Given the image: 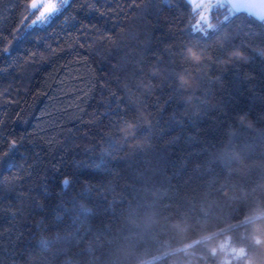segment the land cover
Segmentation results:
<instances>
[{"label":"trees","instance_id":"obj_1","mask_svg":"<svg viewBox=\"0 0 264 264\" xmlns=\"http://www.w3.org/2000/svg\"><path fill=\"white\" fill-rule=\"evenodd\" d=\"M31 1L0 0V147L7 151L8 140L23 138L28 153L27 160L17 157L25 168L15 171L24 179L5 171L11 183L0 185V195L5 207H19L17 192L29 197L15 226L0 216L4 264H264V58L253 51L264 50V28L219 3L206 11L221 31L204 40L189 32L204 11L186 7L185 0H69L50 25L25 33L23 18L35 17ZM225 37L236 46L228 55L243 58L235 66L234 59L216 58ZM197 41L211 47L197 48ZM181 51L187 52L183 58ZM205 57L213 62L205 64ZM114 96L129 112L135 102L150 127L137 133L134 119L112 127L122 115ZM109 111L112 116L105 115ZM116 131L137 138L124 144L115 136L124 145L108 161L115 175L75 167L74 160L89 159L88 149L107 147L102 133ZM225 150L239 160L218 159ZM35 152L44 163L28 178ZM49 163L60 164L59 173ZM45 174L50 198L39 193ZM62 177L73 179V192L83 180L113 181L122 199L111 212L103 210L112 196L89 202L99 212L88 218L94 232H103L99 242L90 235L79 245L44 251L41 236L75 230L68 216L54 223ZM37 195L45 211L35 207ZM250 216L256 217L250 226L231 228ZM41 219L47 230L37 229ZM240 248L248 254L244 260L230 255Z\"/></svg>","mask_w":264,"mask_h":264},{"label":"snow or ice","instance_id":"obj_2","mask_svg":"<svg viewBox=\"0 0 264 264\" xmlns=\"http://www.w3.org/2000/svg\"><path fill=\"white\" fill-rule=\"evenodd\" d=\"M165 3H168L169 0H164ZM186 7H193L191 5L190 0H185ZM69 0H60L59 3H45L44 0H40L39 3L33 2L29 3L27 7L30 9V14H34V19H29V17H24L23 21L21 23V27L25 31V33L29 32L30 30L36 29V28H42L50 25L54 19L59 16L63 10L68 6ZM194 7L199 10L201 8H205L206 10H218L222 7L221 4H208L205 5L203 3L196 4ZM232 9L235 10L233 15L238 14H245L247 15L248 19L258 23L262 28H264V0H258V3L255 2H238V3H232L230 5ZM96 11H99V9H93ZM241 10H243V13H241ZM233 15H230L225 18V20L222 22L224 24H227L230 19L233 18ZM221 29L216 28L209 22V17L205 16L203 14L200 15L199 23L191 26L189 29L190 35L196 36L197 34L200 35V37L204 40H209L212 37L209 36V32L212 33L213 36H216L219 34ZM13 35L16 36V33L13 32ZM26 36H17L16 39L18 41L25 39ZM4 38L0 37V43H3ZM227 45V46H225ZM195 46L197 48L206 49L208 47H211L210 45H204L200 44L198 41L195 42ZM188 45L185 44L184 48L187 49ZM244 47H247L246 45ZM235 49L236 46L233 44L232 40L230 38L225 37V43L220 45L219 51L217 52V60H221L225 57L228 59H234L235 63H233V66L235 64L241 63L243 58L240 56L231 57L228 55V49ZM3 54L8 55L10 52V49L8 47L3 48ZM254 54L259 55L260 57L264 58V50H260L256 52L255 50ZM187 55L186 51H181L180 56L183 58ZM210 58L205 57L204 63H211ZM202 66V65H201ZM4 71V69H0V72ZM201 80H203V77H200ZM184 84H180V89H185ZM194 91V90H193ZM114 102L116 105V112L122 113L120 115L119 119H114L111 122L112 127H117L120 124L128 123L130 119L135 120L136 124V132L137 133H143L144 129L146 127H150L145 124V120L142 116L138 114L139 108L135 104V102L130 103V109L131 112H129L128 109H125L121 106L120 98L114 96ZM125 103H128L127 97L125 98ZM111 108V105H109ZM135 114V115H133ZM106 116H112L113 112L109 111L105 113ZM237 123L241 128H243L244 121L243 120H237ZM102 135L105 136L104 143L107 144V147H103L101 145L100 150L98 153H96L95 149H88V155L89 159L83 160V161H76L74 160L72 163L75 165L76 168L80 170H89V171H96L101 173H108L115 175L113 173V170L108 166V161L112 158H114V153L118 150V148H122L124 145H117L115 136H123L124 138V144H127L131 139L137 138V136H131L128 134L121 133L119 131H116L115 134L113 132H109L107 134L102 133ZM229 136L236 137L237 133L230 132ZM229 147L232 145V140L230 139L228 141ZM137 148H142L141 145H137ZM95 153V154H94ZM22 157L23 159L27 160L28 153L27 150L24 147V139L21 138L19 141L16 139L8 140V148L7 151L3 149V147H0V185L10 184L11 182L7 180L4 177L5 171L13 172V180L15 181H21L24 179V177L20 176L18 172L15 170L20 168H25L24 164H18L17 163V157ZM36 159L33 160V163L31 165L27 166V170L25 172V176L30 178L32 176V169L36 167L37 165H41L44 163L42 157L40 156L39 152H35ZM63 162V158H60ZM215 159L207 161L209 165H211ZM218 159L222 161H233V160H239L238 154L235 152H231L228 150H225L220 154ZM48 167L53 171V173H59L60 171V164H51L49 163ZM208 171H211V168L209 167L207 169ZM143 174H137V176H142ZM174 175H178V173H174ZM42 183L38 186L39 187V193L43 195L44 198H50L53 194L49 190L48 187V177L45 174L41 177ZM81 187H79L78 190L75 192L70 191L71 188L74 186L73 179L69 177H62L60 181L61 190H58L56 193V196L58 197L54 207H53V215H54V223L58 224L63 221L65 216H68L72 227H74V231H68L65 230L63 233L60 231H57L54 237L52 238H45L44 236H41L39 243V246L44 251H49L50 248L53 245H60L63 243H73L75 245H79L81 242H86L88 237L91 235L93 238L99 242V239L101 235L103 234L102 231H93V226L88 223V218L92 216L99 215V212H96L93 210L92 207L89 206V202L93 200L94 198H99L101 200H106L108 196H112L111 201H107L108 207L105 208L104 212H111L113 211V206L119 202L122 197L117 194V186L113 183V181H109L107 184L101 182L93 184L90 181L83 180L80 181ZM127 187V186H125ZM33 189H29V192H31ZM9 192L14 191L13 187L8 188ZM28 194L23 192H17L16 193V200L19 204V207L17 205L9 203L6 207L3 206L5 196L0 195V216L7 215L10 218V223H13V226H15V222H17L16 218L18 216H22L24 214V205L22 201L27 200ZM33 200H35V207L40 211H45V205L40 201L39 195L33 196ZM72 213H75V215H71ZM256 217L250 216L241 221L239 225H232L231 228H239L241 226H250ZM37 229H43L47 230L45 222L43 219H41L37 225ZM104 230H107V225L103 226ZM9 235H11V230H9ZM211 239V237H207L205 240ZM204 241H202L203 243ZM255 245H258L260 243L259 240L254 241ZM0 248H3V245L0 244ZM87 251H92V245L91 243L88 244ZM221 251H223V246L221 247ZM213 256L216 255L215 251L213 250L211 253ZM235 259L237 260H244L247 258V252L244 248H240L239 250L233 249L230 253ZM0 264H4L3 258L0 257ZM44 264H50L49 261L45 260ZM64 264H72L71 260H66Z\"/></svg>","mask_w":264,"mask_h":264},{"label":"rangeland","instance_id":"obj_3","mask_svg":"<svg viewBox=\"0 0 264 264\" xmlns=\"http://www.w3.org/2000/svg\"><path fill=\"white\" fill-rule=\"evenodd\" d=\"M33 2V0L31 1ZM35 2L39 3L40 0H35ZM45 3H59L60 0H44ZM239 0H200L197 4L203 3L205 5L208 4H217V3H227L229 5H231L232 3H238ZM203 9V15L207 16V11L205 8H201ZM35 18V17H34Z\"/></svg>","mask_w":264,"mask_h":264},{"label":"crops","instance_id":"obj_4","mask_svg":"<svg viewBox=\"0 0 264 264\" xmlns=\"http://www.w3.org/2000/svg\"><path fill=\"white\" fill-rule=\"evenodd\" d=\"M239 2H255V3H258V0H239Z\"/></svg>","mask_w":264,"mask_h":264},{"label":"water","instance_id":"obj_5","mask_svg":"<svg viewBox=\"0 0 264 264\" xmlns=\"http://www.w3.org/2000/svg\"><path fill=\"white\" fill-rule=\"evenodd\" d=\"M200 0H190L191 5H196Z\"/></svg>","mask_w":264,"mask_h":264}]
</instances>
